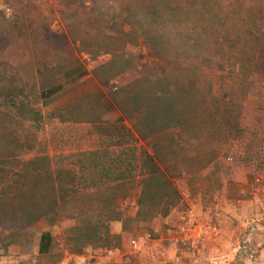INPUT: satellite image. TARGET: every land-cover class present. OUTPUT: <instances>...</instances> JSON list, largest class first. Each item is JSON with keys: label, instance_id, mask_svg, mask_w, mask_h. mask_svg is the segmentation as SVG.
<instances>
[{"label": "trees", "instance_id": "16d2710c", "mask_svg": "<svg viewBox=\"0 0 264 264\" xmlns=\"http://www.w3.org/2000/svg\"><path fill=\"white\" fill-rule=\"evenodd\" d=\"M56 1L6 0L14 15L0 12V230L10 232L9 245L30 244L40 220L72 221L63 236L68 253L117 249L122 236L110 224L123 220L119 202L130 189H138L136 222L186 207L175 184L190 153L185 140L210 126L223 129L222 150L202 179L264 176V108L245 105L259 79L264 89V0H130L108 18L115 0H91L96 15L72 11L61 31L50 29L62 15ZM69 1L68 10L85 2ZM188 5H199L194 34L175 29ZM117 17L110 34L103 24ZM140 36L168 66L138 67L140 50H130ZM82 54H110L101 67L126 75L113 95L118 114L109 105L118 125L95 148L50 154L42 109L87 74ZM94 75L104 81L101 69ZM54 247L51 231H42L38 259Z\"/></svg>", "mask_w": 264, "mask_h": 264}, {"label": "rangeland", "instance_id": "374dc122", "mask_svg": "<svg viewBox=\"0 0 264 264\" xmlns=\"http://www.w3.org/2000/svg\"><path fill=\"white\" fill-rule=\"evenodd\" d=\"M94 1L101 5L103 3V0ZM129 1L130 0H115L114 3L110 4L111 8L114 10L110 11L108 14L105 12L103 17H116L115 14L122 13V5L128 4ZM56 2H59L57 6L60 7L61 5L60 8L63 10L62 15H60L58 20L50 24V29L53 30L61 31L65 29L66 23H68L71 20V17L75 14L82 19L83 17L87 18L90 15L92 16V13L96 15V11L92 8L91 0H85V2H83V7L76 3L77 7L72 10H68V6L70 5L69 0ZM198 8L199 5H195L194 7H189L188 5L182 10H179L176 19L177 23H181V28L176 26L175 29L180 31L188 30L194 34L195 31L190 30V26L196 25V28L202 26L201 22H198L197 18L194 16V13H196ZM6 9L11 11L10 16L5 15ZM104 9H106L105 6ZM72 11H74L75 14H73ZM90 11L91 13L88 14ZM0 12L6 20L11 19L14 15L13 8L6 4V0H0ZM123 15L124 13L121 14L120 17H123ZM91 16L89 18H91ZM162 18L164 19V17ZM113 19L114 18H109L107 21L109 24H103L110 34L118 31V27L121 23V19H118L117 17L115 18V22L110 24ZM37 25L36 21L35 26ZM173 25L175 27V24ZM113 27L117 29L114 30ZM178 39H180V37L176 39L174 38L172 42L174 48H176V41H178ZM139 50V58H141V60L138 62V67L145 65L154 67L155 69H162L169 65V63L151 58L147 53V50L144 48L141 36L135 41V47L130 51L137 53ZM81 57L87 69V74L74 83L66 86L61 93L42 109L45 118L44 129L48 140L50 154L95 148L104 142L106 136H108V132L112 131L113 127L118 125L114 119V111L109 108V105L113 104L112 107L113 109L115 108L117 113L118 105L113 101V95L118 89V81H124L126 75L117 76L114 70L101 67L106 65L111 59L110 54H102L96 57L82 54ZM97 69L102 70L103 76L101 79H104L103 82L94 75V71ZM242 71H244V69ZM241 74L243 75V73ZM118 77H122L123 79H118ZM106 80H108L107 83ZM192 81L193 76L190 71L188 82L192 84ZM260 82L261 79H259L258 83L255 85V89H253L252 93L247 97L245 105L260 106L264 108V89ZM222 131L223 129L210 126V128L197 130V132L190 134L191 136H189V139L185 140L190 149V153L187 157H184L181 162L183 169L182 176L175 179V184L181 193L182 199L193 200L199 195L204 197V203L206 204L205 208L207 207L208 210H203H207L209 216L213 214L210 212L209 206L212 199H214V192L223 191L228 188L233 189L238 184H242L245 181L243 178L242 182L226 184V180L224 179L217 183L213 178L208 180L201 178L207 167H209L212 161L218 158L219 151L222 150L221 143L218 141L220 140L218 137L219 132ZM176 132H178L176 128L173 127L170 129V133ZM255 177L264 176L257 175L251 177L252 184H254H249L251 185V188H256L261 185V179L255 181ZM242 195L243 194L238 193L235 194V201H237L238 198H241ZM137 197L138 189L136 187L130 189L127 197L119 202L120 209H122L124 213L123 220L113 221L110 224V230L113 231L115 230L113 228L115 225L118 230V222H124L123 226L125 229L122 230V239L117 249H87L81 255L70 254L67 252L63 236L64 231L71 226L73 222L62 221L53 226H49L46 221L40 220L32 226V240L28 245H9L8 241L10 239V232L0 230V264H136L133 260L140 257L141 254L130 256L125 255L128 259L122 257V259L118 261V249L125 250L126 247L128 248L129 242L132 238H138L147 233L151 234L152 239L158 237L152 228L148 227V222H136L134 220ZM94 205H96V203H94ZM211 220L213 221L214 219L212 218ZM234 221L235 223L232 224L233 230L234 228L237 230L233 237H236L237 241L233 248L236 249L237 252L231 264H264V260L255 257L259 254L258 252L253 253L255 254L254 257L248 256V250L260 251L261 248H264V221L254 216H252L247 222H239L235 219ZM44 230H50L55 237V247L51 254L38 259L39 235ZM148 242L146 243V247ZM190 250V252H186L189 255L186 257H193L192 261H194L198 258L197 253L193 251L194 255L189 254L192 253L193 249ZM68 255H72V259L67 260ZM137 264L140 263L137 262Z\"/></svg>", "mask_w": 264, "mask_h": 264}, {"label": "crops", "instance_id": "0c3cea01", "mask_svg": "<svg viewBox=\"0 0 264 264\" xmlns=\"http://www.w3.org/2000/svg\"><path fill=\"white\" fill-rule=\"evenodd\" d=\"M254 179H256L255 181L261 179L259 187L251 188L250 186L254 185L252 179L246 177L244 183L238 184L233 189L228 188L214 192V199L209 206L210 212L213 213L211 216L207 214L208 208H205L204 197L199 195L193 200L182 199L187 206L186 208L173 211L166 217L157 216L153 218L148 222V227L152 228L158 237L151 239L145 248V252L133 261L136 264L137 262L140 264H231L237 252L233 248L237 241V238L233 237L237 230L236 228L233 230L234 219L239 222H247L254 216L264 221V177H255ZM237 193L243 195L235 201L234 195ZM188 208L192 209L199 219L211 220L213 218L218 221L221 233L197 240L195 243L186 242L183 244L180 241L182 240L181 227L183 223L181 218ZM203 209L207 210L204 211ZM113 228L115 230L111 231L112 233H122L120 222H118V230L116 225ZM132 239L143 242V236ZM190 249L193 250L189 254H193V251L197 253L198 258L194 261H192L193 257H186L189 256L186 252H190ZM129 250V246L125 250L118 249V261L122 257L128 259V255H134ZM248 251V256L254 257L255 254L253 253L258 252L259 254L255 257L264 260V248H261L260 251H251V249ZM72 257V255H68L67 260L72 259Z\"/></svg>", "mask_w": 264, "mask_h": 264}, {"label": "built area", "instance_id": "2783aa9c", "mask_svg": "<svg viewBox=\"0 0 264 264\" xmlns=\"http://www.w3.org/2000/svg\"><path fill=\"white\" fill-rule=\"evenodd\" d=\"M5 15L10 16L11 11L5 10ZM182 223V240L183 244L186 242L195 243V241L216 236L221 233V227L218 221L202 220L195 215L194 211L188 208L181 218ZM151 234L147 233L143 236V242L137 239H131L129 242V249L133 254H142L145 252L146 243L150 241Z\"/></svg>", "mask_w": 264, "mask_h": 264}]
</instances>
